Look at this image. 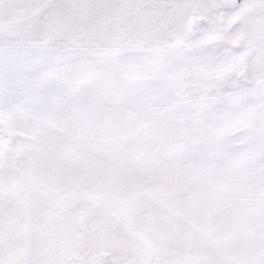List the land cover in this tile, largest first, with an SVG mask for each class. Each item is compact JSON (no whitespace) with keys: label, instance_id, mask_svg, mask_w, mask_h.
<instances>
[{"label":"snow or ice","instance_id":"obj_1","mask_svg":"<svg viewBox=\"0 0 264 264\" xmlns=\"http://www.w3.org/2000/svg\"><path fill=\"white\" fill-rule=\"evenodd\" d=\"M0 264H264V0H0Z\"/></svg>","mask_w":264,"mask_h":264}]
</instances>
